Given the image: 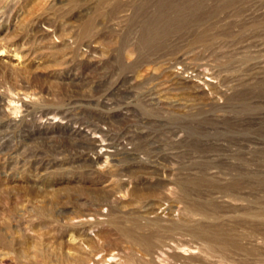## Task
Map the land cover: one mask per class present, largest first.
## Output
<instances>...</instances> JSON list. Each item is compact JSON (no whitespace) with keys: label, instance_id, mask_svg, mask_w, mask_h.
<instances>
[{"label":"rangeland","instance_id":"rangeland-1","mask_svg":"<svg viewBox=\"0 0 264 264\" xmlns=\"http://www.w3.org/2000/svg\"><path fill=\"white\" fill-rule=\"evenodd\" d=\"M133 223L264 264V0H0V264L128 248Z\"/></svg>","mask_w":264,"mask_h":264},{"label":"bare ground","instance_id":"bare-ground-1","mask_svg":"<svg viewBox=\"0 0 264 264\" xmlns=\"http://www.w3.org/2000/svg\"><path fill=\"white\" fill-rule=\"evenodd\" d=\"M115 155L116 154H114V156ZM109 202V200H101L99 203H97V206L106 205ZM93 203L96 202L93 201ZM89 213L79 209L75 215L69 217L71 222L68 225L92 226L93 223L88 219ZM133 224L132 226L118 227L124 240L123 243L127 244L129 246L128 248H126V246L122 245L121 243L117 244L110 240H106L102 244H97L94 243L95 240L91 237L86 241L88 244L85 243L87 245L86 247H88L85 249L86 256H79L75 257L74 259L67 258V264H106L107 262H110L111 264H159L157 259L159 257V259H162L161 256H164L167 251L169 253L172 252L171 257L175 261H181L182 254L184 252L194 253L195 250H198V252L203 255V258L200 260L203 264H214L216 259L217 262L221 263L224 262L225 259H228V257L225 256L226 254L224 250L230 243L227 239L223 238L217 233L202 230L201 228L191 227L185 223H173L164 226L165 228L162 230L156 229L152 230L148 234H139L136 230L139 228L138 224ZM136 252H140L141 255L148 257V259L145 261L142 260L137 256Z\"/></svg>","mask_w":264,"mask_h":264}]
</instances>
